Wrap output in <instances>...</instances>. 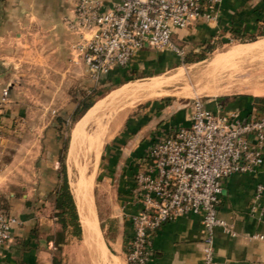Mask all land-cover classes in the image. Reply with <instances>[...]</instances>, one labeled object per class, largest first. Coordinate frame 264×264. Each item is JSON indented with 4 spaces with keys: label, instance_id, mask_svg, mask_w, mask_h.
<instances>
[{
    "label": "crops",
    "instance_id": "1",
    "mask_svg": "<svg viewBox=\"0 0 264 264\" xmlns=\"http://www.w3.org/2000/svg\"><path fill=\"white\" fill-rule=\"evenodd\" d=\"M74 1L0 0V88H7L5 100L0 101V195L7 191L9 201L17 204V207L13 206L8 212L18 219V223L11 228L10 242L6 246L0 245V264H53L52 256L56 257L50 248V240H47V244H41L35 242L30 235L35 216L22 206V202L27 200V193L13 198L9 196L12 191L5 189L13 186L8 172L15 166L13 164L16 159L10 157L4 162L3 157L9 138V118L12 116L11 111H15L14 107L9 109L13 101L11 97L14 96V85L23 78L21 74L24 72L21 70L25 66L35 69L36 61L43 60L50 67L54 65L65 73L68 69V49L70 64L76 61L71 47L75 36L61 21L63 15L71 12ZM106 1L109 3L111 0ZM262 24L264 25V0H224L216 21H195L185 28H179L176 30V40L207 38L210 41L218 35L232 34V29L241 33L253 32ZM69 37L70 45L67 42ZM152 53L148 48L139 50L131 59L129 68L132 65L135 67ZM123 68L126 66L112 71ZM207 105L211 108H238L240 116H245L255 107L253 99L247 96H237L227 102L214 100ZM170 107L169 103L162 102L161 99L149 102L139 112L127 116L125 121L123 119L118 129L111 133L109 140L102 146L100 181L103 190H107L110 197L116 200V211L112 213L116 217V224L112 228L113 232L109 230L112 233L111 239L104 244L121 258L122 263L125 262L131 237L129 217L135 212V206L130 203L129 184L133 173L141 167L138 158L157 137L174 127L189 123L191 108L185 111ZM11 154L15 157L17 152L12 151ZM15 168L19 169L18 164ZM258 182L264 184V162L256 173L235 172L225 178L218 214L234 226L236 233L231 235L216 228L217 259L229 264H264V237L250 236L253 233L264 235V214L259 216L257 211L250 210ZM103 190H100L101 195ZM259 202L264 204V190ZM98 227L102 230L104 228L102 224H98ZM82 235L83 244L91 251L83 229ZM204 235L200 217L196 214H186L163 222L153 234L149 264H201ZM56 259V264H62L57 257ZM108 259L110 262V257Z\"/></svg>",
    "mask_w": 264,
    "mask_h": 264
},
{
    "label": "built area",
    "instance_id": "2",
    "mask_svg": "<svg viewBox=\"0 0 264 264\" xmlns=\"http://www.w3.org/2000/svg\"><path fill=\"white\" fill-rule=\"evenodd\" d=\"M224 0H75L62 16L75 38L71 47L91 79L126 66L143 48L182 53L176 30L195 21L217 20ZM7 88H0L4 101ZM189 123L157 137L138 158L140 168L129 184L131 237L124 264H149L154 232L186 214L200 217L205 235L201 264H229L215 254V231L234 235V226L218 214L225 178L235 172L256 173L264 162V110L245 116L238 108L209 107L191 99ZM258 182L251 211L264 214ZM17 217L0 211V245L11 240ZM251 237L263 238L253 233Z\"/></svg>",
    "mask_w": 264,
    "mask_h": 264
},
{
    "label": "rangeland",
    "instance_id": "3",
    "mask_svg": "<svg viewBox=\"0 0 264 264\" xmlns=\"http://www.w3.org/2000/svg\"><path fill=\"white\" fill-rule=\"evenodd\" d=\"M261 28L263 27L246 33L244 38L228 34L218 35L210 41L207 38L179 40L177 44L182 49L181 54L171 49L148 48L153 53L135 67L132 65L130 69L128 63L123 70L111 71L96 80L86 74L80 60L70 64L69 49L68 69L65 73L54 65L50 67L43 60L36 61L35 69L25 66L21 70L24 72L21 74L23 78L14 85V96L11 97L13 101L9 109L14 107L15 111H11L12 116L8 117L11 122L3 160L7 162L10 157L17 160L13 165L18 164L19 169L14 166L8 172L13 186L5 189L12 191L9 196L13 198L27 193V200L22 202V206L34 213L30 231L34 241L47 244V240H50V248L62 264H102L83 244L80 225L79 230L71 223L62 228L57 218L53 217L52 200L59 185L67 186L75 202L73 189L78 175L74 168L69 169L67 161L74 124L88 108L107 101L111 92L123 83L146 81L157 76L168 78L180 71V77L162 86L164 92L160 95L151 94L129 100L126 102L127 104L132 101L129 105L123 104L125 106L122 110L116 111L109 122L102 146L109 140L111 133L118 129L123 119L125 121L127 116L139 112L154 100L161 99L162 102L169 103L171 109L181 108L186 111L190 109L191 99L195 97L208 104L214 100L227 102L237 96L252 98L264 95V47H254L252 53L250 51L240 57L228 56L230 49L240 43L263 38L264 35L258 34ZM68 40L70 45L71 38ZM219 55V63L212 66V59ZM63 139L67 140V150L61 149ZM12 151L17 152L15 157L12 156ZM101 152L102 147L94 169L91 193L97 223L104 227L99 230L106 243L112 237L109 230L113 232L112 228L116 224V217L112 215L116 211V200L110 197L107 190H103L100 181ZM61 156L62 164L59 163ZM100 190H103V195ZM6 193L7 191L0 195V211L8 212L13 206L17 207V204L9 201ZM114 253L107 247L108 258L124 264Z\"/></svg>",
    "mask_w": 264,
    "mask_h": 264
},
{
    "label": "bare ground",
    "instance_id": "4",
    "mask_svg": "<svg viewBox=\"0 0 264 264\" xmlns=\"http://www.w3.org/2000/svg\"><path fill=\"white\" fill-rule=\"evenodd\" d=\"M254 47H264V37L256 41L240 43L234 49H230L228 56L240 57L250 51L252 53ZM218 58H220V55L219 57L214 56L211 61L212 66L219 63ZM181 75L182 72L180 71L168 78L157 76L146 81H127L115 88L108 96L109 98L107 101H104L102 104H95L88 108L85 114L73 126L68 147L69 169L74 168L78 175L76 183L73 182V196L77 206L81 228L86 234L85 238L89 244L91 253L96 260H100L102 264H118L111 258L109 262L107 246L104 244L98 227L91 193L95 165L109 122L116 111L125 106L121 104L130 99L136 100L137 98H142L143 96L151 94L160 95L164 92L162 86L165 83H168L172 79L178 78ZM131 102L132 101L125 104L129 105ZM118 105L121 107H118ZM110 108L113 109L105 113V111Z\"/></svg>",
    "mask_w": 264,
    "mask_h": 264
},
{
    "label": "trees",
    "instance_id": "5",
    "mask_svg": "<svg viewBox=\"0 0 264 264\" xmlns=\"http://www.w3.org/2000/svg\"><path fill=\"white\" fill-rule=\"evenodd\" d=\"M261 30L258 34L264 35V26L262 25ZM232 34L238 38H244L245 33H241L237 30L232 29ZM203 56H201L202 58ZM253 105L261 110H264V95H256L252 97ZM62 150H67V140L63 139L62 141ZM59 163H63V157H59ZM53 217L57 218L60 226L63 228L67 225V223H71L75 226L77 230H79V217L76 209V205L73 202L69 191L67 190V186L65 184L59 185L54 192L53 196ZM81 228V225H80ZM53 264L57 263V259L55 256H52Z\"/></svg>",
    "mask_w": 264,
    "mask_h": 264
}]
</instances>
